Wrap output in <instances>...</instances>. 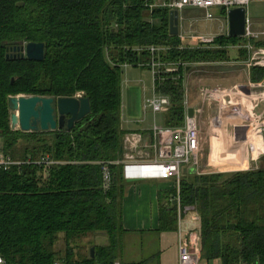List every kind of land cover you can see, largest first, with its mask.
<instances>
[{
  "label": "trees",
  "instance_id": "obj_1",
  "mask_svg": "<svg viewBox=\"0 0 264 264\" xmlns=\"http://www.w3.org/2000/svg\"><path fill=\"white\" fill-rule=\"evenodd\" d=\"M161 1L0 0V139L4 141L0 154L21 163L0 171V257L7 264L119 261L126 235L123 201L128 182L122 167L112 165L114 183L104 189L102 165L124 156V67L151 70V48L165 49L156 61L179 66L175 72L161 68L158 77V92L172 103L163 125L181 127L183 73L193 65L230 63V47L245 42L227 35L206 49L185 47L179 36L170 35V10L160 7ZM30 43L45 44L43 62L7 58L8 47ZM252 43L264 47V40ZM244 50L239 52L246 56ZM250 80L263 83L264 67L253 68ZM78 94L90 100L92 111L73 131L12 130L11 98ZM160 196L169 201L178 193ZM179 196L182 206L194 207L200 217L201 260L264 264V168L187 173ZM177 229V206L172 202L160 210L159 231ZM99 236L108 243L92 244L91 239ZM61 239L64 254L56 248ZM83 249H88L86 256L78 254Z\"/></svg>",
  "mask_w": 264,
  "mask_h": 264
},
{
  "label": "built area",
  "instance_id": "obj_2",
  "mask_svg": "<svg viewBox=\"0 0 264 264\" xmlns=\"http://www.w3.org/2000/svg\"><path fill=\"white\" fill-rule=\"evenodd\" d=\"M253 0H162L160 7L167 8L179 13V37L184 39L181 34L182 19L181 15L187 10H199L206 13V19H215L214 10L224 11V17L228 20L231 10L244 8L247 12L246 35L243 37L245 49L249 53V59L245 63L247 68L264 67V47L255 48L253 40H264V32H255L252 22L248 16V8ZM153 8V7H151ZM229 35V34H228ZM215 38L197 39L200 46L197 48L210 47L214 44ZM185 46V45H184ZM192 48L191 46H185ZM153 60L150 69L154 76V88L151 98L146 100L145 111L151 110L156 115H166L169 113L172 103L170 97L160 94L157 89V81L161 68L166 67L167 72L178 71L179 65L167 67L161 62L156 61L157 54L165 51L164 48H151ZM157 55V56H156ZM174 66V67H173ZM127 67V66H126ZM189 70V69H188ZM243 85H236L229 88H209L202 87L198 90L199 104L194 109V116L190 117L189 110L191 102L188 90L185 88V121L181 127H166L154 122L149 130L151 145L143 144L141 133L126 134V149L121 161L116 163H103V187L109 190L114 183L111 170L112 165L121 166L125 180L137 181H174L178 191L176 198L178 214V234H179V253L180 264H200V217L194 207H183L180 200V188L184 171L192 167H199L201 153V137L204 128V116L207 110L212 109L216 112L215 117L209 119V135L216 132L218 128L226 127V124L233 125L239 122L240 127L254 128L253 138H264V114L256 118L255 111L260 103L264 102V86L261 84H248L249 93L242 90ZM257 89H263L256 92ZM236 125V124H235ZM213 131V132H212ZM252 136L250 141L252 142ZM248 140V141H249ZM247 141V142H248ZM150 148L153 154L150 158H142V150ZM252 149L254 150L253 144ZM46 164L53 162L46 161ZM11 157L0 154V171H8L13 166L20 165ZM230 167L234 164L229 163ZM191 215L193 228L188 234L185 233L189 223L187 217ZM0 264H7L5 259L0 257ZM115 264H121L116 262Z\"/></svg>",
  "mask_w": 264,
  "mask_h": 264
},
{
  "label": "rangeland",
  "instance_id": "obj_3",
  "mask_svg": "<svg viewBox=\"0 0 264 264\" xmlns=\"http://www.w3.org/2000/svg\"><path fill=\"white\" fill-rule=\"evenodd\" d=\"M213 14L215 19L209 21L206 19L204 11L193 10L185 12L181 15L182 27L181 34L184 39H181L185 46L197 48L200 46L197 39L201 38H219L228 35V22L222 19L219 11L214 10ZM248 16L252 22L255 32L264 30V1H252L248 8ZM183 28V29H182ZM262 32V31H259ZM245 42L236 46L230 47V63H217V64H200L193 65L191 69L183 73L184 86L188 90V96L191 102V108H196L199 104L198 90L202 87H226L229 88L234 84L246 85L250 80V71L253 69L247 68L245 63L249 59V53L243 49ZM255 48H257L254 45ZM206 49L207 47H203ZM261 48V47H259ZM240 50L246 51V56L239 52ZM171 67V66H167ZM174 67V66H173ZM150 68V66H149ZM166 68V67H164ZM261 84V83H260ZM154 76L151 70H145L141 67H124L122 73V124L127 130L133 129H151L154 122L158 125L163 124L162 115H154L151 110L145 111L146 100L153 95ZM263 89H257L256 92H261ZM264 105L262 104L257 109V114H261ZM214 115L216 112L213 113ZM208 115L204 116V128L201 142V153L198 167V173H221L220 169L216 166L214 161L215 152L218 148L217 140H215V133L210 138L207 123ZM237 122H234L235 125ZM239 123V122H238ZM206 127V128H205ZM233 128L230 129V131ZM4 146V141L0 139V152ZM211 147L212 152H211ZM217 147V148H216ZM211 155V162L208 164V157ZM223 167V166H222ZM227 168H230L228 166ZM184 176L187 173L183 172ZM140 182H153V181H140ZM157 182V181H155ZM92 244L101 245L108 243L106 237H95L91 239ZM88 241L82 243L84 246ZM85 247V246H84ZM57 250L62 252L66 251L65 242L63 239L57 244ZM158 242L156 238H143L138 237H124L119 249V260L128 262H145L146 264H157V254L159 252ZM88 250V249H87ZM86 249L81 252L76 251L78 254L86 256L88 254Z\"/></svg>",
  "mask_w": 264,
  "mask_h": 264
},
{
  "label": "crops",
  "instance_id": "obj_4",
  "mask_svg": "<svg viewBox=\"0 0 264 264\" xmlns=\"http://www.w3.org/2000/svg\"><path fill=\"white\" fill-rule=\"evenodd\" d=\"M253 1H264V0H253ZM188 11L193 10H187L184 11L182 14ZM221 14V13H220ZM222 19L227 20L223 15ZM183 29V28H182ZM264 32V30H259ZM258 31V32H259ZM250 75V74H249ZM253 84L251 80L248 81V84ZM236 85H242V84H234ZM231 86V87H233ZM245 86V85H243ZM213 88V87H211ZM214 88H226V87H214ZM264 105V102L260 103L259 107L261 105ZM259 107L257 109H259ZM257 109L255 111L256 118L262 116L264 114V108L261 114H257ZM214 111L212 109H209L206 111L205 115H208L207 123L205 121V124L207 125V128L209 130V119H212L215 117L213 114ZM123 125V124H122ZM240 124L236 123V125L226 124V127L224 128H218L216 133L213 132L212 135L215 133L217 136L218 134L225 132L228 136L231 138L238 139L244 133L248 130V134L244 136L245 140H241L242 142H245L247 153L243 155L242 161L247 164L246 167L242 168L240 167V163L238 161H235L234 153L239 148L238 145L233 149H223L220 152L218 151V148L216 149V154L214 157V161H216V166L220 169L221 173H234V172H242V171H248L252 169H258V168H264V138L257 139L256 142H254V138L252 136V142L250 139V134L253 135L255 132L254 128H246V127H238ZM206 128V127H205ZM233 128L230 131V129ZM123 129L128 133H141L143 135V144L147 146V144L151 145L150 142L151 136H150V129H133V130H127L123 127ZM210 132V131H209ZM126 134L123 138V149L125 153V147H126ZM209 135V133H208ZM210 137V135H209ZM249 140V141H248ZM203 141V138H201V142ZM248 141V142H247ZM254 142V143H253ZM257 143V144H256ZM243 144V143H242ZM252 144L254 147V150L252 149ZM211 147V152H212ZM219 153V154H218ZM232 153V154H231ZM153 154L152 150L150 148H146L145 150H142L141 157L142 158H150V156ZM208 166L211 162V155L208 157ZM220 160V162H217V160ZM213 160V159H212ZM201 162V160H200ZM229 163L234 164V167L227 168ZM223 166V167H222ZM199 171V170H198ZM200 175H207V174H214V173H198ZM177 191L176 184L174 181L166 182V181H153V182H132L128 183L126 187V193L123 201V227L126 230V235L124 237H138L141 240L145 237L149 238H156L158 242L159 252H158V263L157 264H180V253H179V234L178 229L176 231H169V232H160V210L162 206H168L169 203L172 202L177 206L176 204V198L174 197L170 199L169 201L167 199H164L162 201L161 194L167 193V192H173ZM192 216L189 215L187 217V220L189 223L188 227L185 230V233L188 234L189 231L193 228V223H191ZM103 237V236H99ZM101 245H106L105 241ZM121 264H146L145 262H124L119 260ZM200 264H222L221 261H214L212 263H208L206 261L201 260Z\"/></svg>",
  "mask_w": 264,
  "mask_h": 264
},
{
  "label": "water",
  "instance_id": "obj_5",
  "mask_svg": "<svg viewBox=\"0 0 264 264\" xmlns=\"http://www.w3.org/2000/svg\"><path fill=\"white\" fill-rule=\"evenodd\" d=\"M247 12L244 8L231 10L228 14V34L230 37L243 38L246 35ZM170 35L179 36V13L170 12ZM47 50L44 43H30L7 48L8 59H27L32 62H43ZM264 86V82L262 83ZM249 93V86H242ZM11 128L23 133L71 132L91 114L90 100L83 94L73 98H49L19 96L10 99ZM190 117L194 109L189 110ZM189 175L198 174V168L185 170ZM128 183L134 180H127ZM91 258H95V248L90 249Z\"/></svg>",
  "mask_w": 264,
  "mask_h": 264
},
{
  "label": "bare ground",
  "instance_id": "obj_6",
  "mask_svg": "<svg viewBox=\"0 0 264 264\" xmlns=\"http://www.w3.org/2000/svg\"><path fill=\"white\" fill-rule=\"evenodd\" d=\"M247 134H248V130L244 133V135H242L238 139L231 138L225 132H222V133L218 134L215 137V140H217V146H218V151L217 152H220L223 149H233V148H235L238 145L239 148L237 149V151L234 153L233 156L236 157L235 161L241 162L243 155L247 153L246 146H245L246 143L242 142L243 140H245L244 136H246ZM249 136L251 137L252 134H250ZM256 141H257V139L254 142H256ZM217 162H220V160L218 159ZM240 164H241L240 167H242V168L247 166V164L245 162L244 163L241 162Z\"/></svg>",
  "mask_w": 264,
  "mask_h": 264
}]
</instances>
